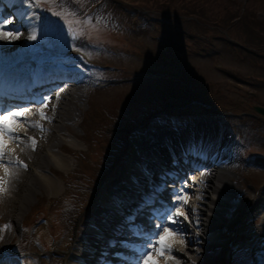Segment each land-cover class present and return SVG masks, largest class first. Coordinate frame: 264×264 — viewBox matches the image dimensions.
Instances as JSON below:
<instances>
[{"label": "rangeland", "instance_id": "374dc122", "mask_svg": "<svg viewBox=\"0 0 264 264\" xmlns=\"http://www.w3.org/2000/svg\"><path fill=\"white\" fill-rule=\"evenodd\" d=\"M38 1L41 8L32 3L39 16L37 38L26 48L28 53L25 49L29 64L65 59L79 68L87 83L64 131L39 128L49 139L60 140L56 151L71 161L70 167H57L44 154L45 147L35 151L43 155L44 171L58 178L61 193L51 195L50 187L34 177L35 188L24 191L21 218L16 217L19 212L9 218L0 208V257L10 253L9 260L17 264H64L60 256L71 250L80 223L93 214L99 193L118 173V163L137 150L133 142L189 123L206 121L219 127V140L234 158L230 196L244 208L250 204L264 187V115L253 109L264 107V0ZM43 16L47 27L42 26ZM43 106L38 108L49 113ZM24 109L25 116L33 113L31 106ZM42 124L56 122L43 119ZM18 127L20 133L26 125ZM38 138L40 144L48 143L43 135ZM18 140L7 144L15 147ZM188 172L179 181H187L184 194L189 197L181 208L186 216L181 224L168 223V215L162 220L192 247L182 254L184 264L196 255L193 239L200 235L190 219L196 215L202 174ZM260 196L264 199V190ZM237 222L235 217L234 232L244 234L246 226ZM157 231L152 229L150 237ZM227 249L223 263L245 264L239 250L231 245Z\"/></svg>", "mask_w": 264, "mask_h": 264}, {"label": "bare ground", "instance_id": "6f19581e", "mask_svg": "<svg viewBox=\"0 0 264 264\" xmlns=\"http://www.w3.org/2000/svg\"><path fill=\"white\" fill-rule=\"evenodd\" d=\"M4 7L7 8V11L0 12V21L4 18H14V23L8 25L6 30H18L19 35L12 42L0 39V105H3V107H0V112H4L5 108L14 111L22 110L20 105L27 103H31L30 106L33 109H31L33 113L29 116L24 115L15 122L8 121L14 128H19L18 126L21 123L25 124L26 127L20 133L17 131L15 133V135L22 136L21 139H17L19 144H16L15 147L12 146L13 143L11 146L7 144L5 155L0 158V187L4 189L0 191V203L2 204L0 208L4 209L3 213L9 218L17 212L19 213L16 217L21 218V213L24 210V191H28V188L35 186L34 177L37 181L50 187L51 195L57 196L61 193L60 182H57L58 178L55 175L52 176V172L50 174V171L49 173L44 171V164L42 165L43 161H41L43 155L41 152L35 151L38 148L45 147L47 150L44 154L49 162H54L57 167L71 166V161L67 155L56 151V148L61 146L60 140L55 137L56 140H51L49 135L43 132L47 130L59 134V132L65 130V123L72 120L70 109L73 110V107H76L78 103H82L81 99L84 94L82 88H86L84 86L87 79L80 72L72 73L68 70H62V65L54 64L58 60L48 59L33 65L29 64L25 49H30L29 46L32 40L29 37L34 36L37 30L39 16L36 14L35 8L28 4L26 0H0V8L4 9ZM58 86H60L59 90L57 89L55 93L54 89ZM38 89L41 90L40 93H43V97H51V99L45 101L47 102L45 108H48L49 113H45L42 108H38L41 104L39 102L41 95H35L34 93ZM48 103H52V105L49 106ZM18 105L19 108L13 107ZM41 111L45 115H41ZM43 119L50 120L53 123L56 122V124L45 127L42 124ZM202 124V126L210 125L206 122ZM197 125V130V127L194 128L193 126L190 129H183L179 135L165 132V130L155 136L147 137L146 135V137L133 142L137 150L134 154L125 158L121 164L118 163V173L112 175L109 184L104 187L102 193H99L100 200L97 202L96 207L98 209L101 207L98 212H103L100 216H105L107 226L103 225L100 229L101 219L99 214L91 215V217L82 221L80 223V234L73 239L71 250L65 256H60L65 258L64 264H94L95 262L96 264H110L106 259L104 260L105 256L103 254H109L107 255L110 257L109 259L114 260L112 264H134L133 257L137 258L135 249L142 248L145 245L148 233L137 229L135 230L136 237L127 234L130 242L125 239H121V242L126 246H130V249L124 248L120 252V246L123 245L121 242L117 243L121 235L120 226L124 224V226L122 225L123 231L130 232L127 225L133 223L134 220L128 218L139 204L146 203L147 206H150L147 201L153 197V193L158 194L159 177L171 175L176 179H180L188 170H192L193 174L197 173L195 175L202 174L199 177L200 198L195 199L197 207L194 212L196 215L190 219L194 225L193 230L200 235L193 239V250L196 255L192 253L194 256L189 259V264H225L223 263L224 255L230 245L233 246V249L239 250L242 261L245 260L242 263L264 264V219H262L264 199L260 196V192L264 190V187L258 189L257 195L251 198V202L249 201L250 204L246 208L235 203L230 196L234 195V191L231 190L233 184H230L231 166L234 161L233 155L226 148L225 141L220 144L215 138L211 142L214 136L212 127V133L211 131L205 133V137L202 133L197 134V131L201 129L200 123ZM39 128H42L43 132H40ZM42 135L48 141L46 145L40 144L36 140L38 136L41 138ZM162 137L165 138L163 143L159 141ZM32 138H35V146H33ZM5 139L7 143L15 140L9 136H5ZM36 158H38L37 165L34 164ZM6 161H9L11 165L8 163V165H5ZM24 165H27V167H24ZM179 183L177 185L170 183L167 189L177 188L183 190L184 193L185 184H183L184 182ZM187 196L189 197V195ZM176 197V194H173L172 201L174 204H177ZM153 204L161 208H167L159 201ZM143 212L157 215L154 212L141 210V213ZM168 212V209L164 212L165 217ZM231 216L237 217V225L246 226L244 234L242 231L234 232L232 227L234 218H231ZM134 219L138 221L147 220L145 216L139 214ZM182 219L180 217V220ZM161 222L152 218L150 227L158 230L156 224ZM136 226L140 227L139 225ZM251 227H253V233ZM177 230L179 229L177 228ZM185 230L186 228L182 227L181 231ZM201 233L206 235L208 239L201 237ZM178 234L171 238L174 250L165 255L175 257V259H161L159 264H184L182 263L184 261H181L182 254L187 252L190 247L187 246L186 239ZM239 235H243V239L238 240ZM248 235L249 238H247ZM241 244L245 246V249L240 248ZM127 250L128 253H126ZM247 250H251L250 255ZM157 258L159 260V256ZM0 260L2 259L0 258ZM2 261L3 264H10L8 261Z\"/></svg>", "mask_w": 264, "mask_h": 264}, {"label": "snow or ice", "instance_id": "6c2138e0", "mask_svg": "<svg viewBox=\"0 0 264 264\" xmlns=\"http://www.w3.org/2000/svg\"><path fill=\"white\" fill-rule=\"evenodd\" d=\"M14 23V18H4L2 21H0V39H3L8 42L14 41L16 38H18L19 31L18 30H6L8 28V25H11ZM36 36L29 37L30 40H35ZM51 99L50 96L47 97H41L40 103L46 107V100ZM0 107H3V105H0ZM15 108H19V106H13ZM27 110H11L5 108V111L3 114H0V158H2L5 155L6 147H7V140L5 139V136H9L13 139H19L18 135H15L16 129L8 123L9 120L15 122L19 120L20 118L24 117L25 112ZM41 115H45L43 111H41ZM48 119H52L51 117H46ZM33 139V146H35V138ZM18 163H22L20 161H17ZM24 167H27V165H24ZM185 186H187V181H185ZM4 189L0 187V191H3ZM181 195L177 196L175 199L177 201V206L168 214L166 217V220L168 223H171L173 225L182 223L180 220V217H185L186 214L184 211L181 210V208L187 204V195L183 193V190H181ZM129 220L134 219V217H129ZM156 228L158 231L155 233V238L147 237L146 243L142 248L135 249V252L137 253V264H159L158 256H165L166 253L172 252L173 249V242L172 237H174L177 233L174 232L170 227H168V224L166 223H159L156 224ZM153 253H156V255H153ZM166 259H175V257H167ZM0 264H3V261L0 260Z\"/></svg>", "mask_w": 264, "mask_h": 264}, {"label": "water", "instance_id": "95a60500", "mask_svg": "<svg viewBox=\"0 0 264 264\" xmlns=\"http://www.w3.org/2000/svg\"><path fill=\"white\" fill-rule=\"evenodd\" d=\"M254 109L261 114H264V107L262 106H254Z\"/></svg>", "mask_w": 264, "mask_h": 264}]
</instances>
